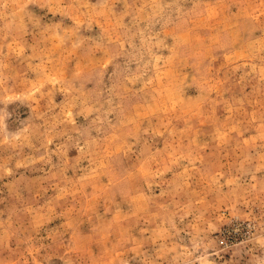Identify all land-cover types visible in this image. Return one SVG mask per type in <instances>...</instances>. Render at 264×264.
I'll list each match as a JSON object with an SVG mask.
<instances>
[{
  "label": "rangeland",
  "instance_id": "rangeland-1",
  "mask_svg": "<svg viewBox=\"0 0 264 264\" xmlns=\"http://www.w3.org/2000/svg\"><path fill=\"white\" fill-rule=\"evenodd\" d=\"M0 264H264V0H0Z\"/></svg>",
  "mask_w": 264,
  "mask_h": 264
}]
</instances>
